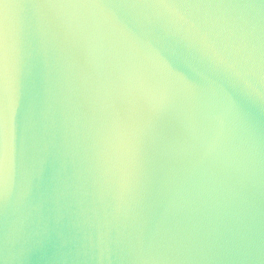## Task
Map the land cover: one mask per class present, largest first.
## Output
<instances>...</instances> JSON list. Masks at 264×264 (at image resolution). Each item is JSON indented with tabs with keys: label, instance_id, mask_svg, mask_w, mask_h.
Returning a JSON list of instances; mask_svg holds the SVG:
<instances>
[{
	"label": "snow or ice",
	"instance_id": "obj_1",
	"mask_svg": "<svg viewBox=\"0 0 264 264\" xmlns=\"http://www.w3.org/2000/svg\"><path fill=\"white\" fill-rule=\"evenodd\" d=\"M157 8L167 17L136 11ZM190 56L205 66L198 78L176 66L193 70ZM42 88L48 106L38 111ZM218 103L250 138L259 132L264 154V0H0L5 223L17 173L43 183L56 160L49 146L71 133L94 207L79 213L72 257L60 264H264V178L259 262L180 255L240 249L253 234L254 193L219 165ZM38 137L49 138L41 159ZM128 220L131 236L116 229ZM114 248L135 259H111ZM3 264L24 261L5 255Z\"/></svg>",
	"mask_w": 264,
	"mask_h": 264
},
{
	"label": "water",
	"instance_id": "obj_2",
	"mask_svg": "<svg viewBox=\"0 0 264 264\" xmlns=\"http://www.w3.org/2000/svg\"><path fill=\"white\" fill-rule=\"evenodd\" d=\"M42 2V0H35ZM143 15L167 17L165 9H139ZM37 16H45L47 10H37ZM258 15V13H256ZM39 38L34 41L38 44ZM169 49L181 52L174 42L166 45ZM175 60V58L173 57ZM193 70H189L181 62L176 66L187 71L192 78H198L197 73L205 71L195 57H188ZM47 63L54 64L53 53L49 48ZM48 94L42 88L38 97V111L48 106ZM214 114L219 115L223 121L224 142L219 157V165L229 171L233 179L245 183L250 192L254 193L256 209L251 213L254 217L253 234L249 242L240 249L231 251H209L200 247H192L181 253V258L189 256L193 260L201 259H236L244 258L259 262L262 258V245L260 241V185L264 178V154H262L259 132L255 138L237 125L227 111L226 105L218 103ZM259 114L257 113V120ZM49 138L38 137L36 159L44 157L41 147ZM50 151L56 153L54 162H46L44 167V181L37 184L35 181L29 185L26 178L17 173L14 178L9 197V210L7 224L3 212V202L0 201V264L7 255L10 259H22L24 264H60L61 261L70 260L73 254V245L78 231V220L84 218L79 215L82 209H87L91 217L92 198L86 193L90 191L85 179L81 176L85 165L79 142L71 133L57 134ZM79 177V178H78ZM38 205V207H37ZM99 214V213H98ZM95 220L88 219L83 228L88 233L94 232ZM116 229L125 236H131L133 225L130 220L116 224ZM7 233V235H6ZM24 249H31L25 252ZM24 253V254H23ZM113 260H132L135 255L113 250L110 257Z\"/></svg>",
	"mask_w": 264,
	"mask_h": 264
}]
</instances>
